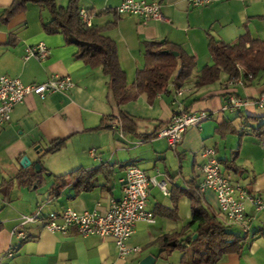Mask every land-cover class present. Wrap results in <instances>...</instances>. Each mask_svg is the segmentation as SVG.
Instances as JSON below:
<instances>
[{
	"label": "crops",
	"instance_id": "crops-1",
	"mask_svg": "<svg viewBox=\"0 0 264 264\" xmlns=\"http://www.w3.org/2000/svg\"><path fill=\"white\" fill-rule=\"evenodd\" d=\"M122 1L81 0L80 5L96 13L95 24L117 20L105 33L117 42L129 83L135 81L137 70L145 64L143 43L147 40L177 44L196 61L192 75L182 86V95L177 94L172 77L152 101L141 94L120 106L135 118L136 134L121 130L118 108L106 98L107 77L102 68L78 58V46L68 43L64 34L44 30L47 9L31 5L8 23H0V76L18 77L32 84L59 73L70 75L75 82L68 92L45 98L28 95L15 105L10 122L0 128V264H139L148 254L156 256L155 264H180V250L161 252L157 242L182 233L191 221L192 204L186 190L198 186L201 180V150L205 146L214 147L219 159L224 160L231 157L241 140L235 165L228 168L222 163L223 172L251 194L264 197V142L250 132L264 122V106L250 101L239 109L223 110L231 95L249 100L260 97L264 93V73L253 81L230 83L222 72L218 81L196 85L201 69L213 63L209 36L227 43L238 41L245 33L264 39V18L259 17L264 15V0H217L198 8L186 0H159L164 20L146 22L137 15L116 14L115 8ZM12 2L0 0V12ZM56 2L65 6L69 0ZM39 42L50 48L46 59L25 58L26 47ZM179 104L188 111H209L212 117L201 127H189L173 149L157 133L171 120ZM110 115L116 117L108 118ZM250 116L262 119L256 121ZM61 139L65 142L58 151L44 153L52 142ZM24 156L29 164H22ZM37 164L42 165L40 171ZM132 164L148 176H167L169 189V194H164L157 186L149 188L147 207L153 211L155 222L139 221L128 240L130 246L140 248L138 252L121 258L112 237L82 236L75 227L67 234L52 233L46 229L44 218L20 226L23 216L34 214L39 207L45 213L63 207L107 213L112 200L122 197L121 179ZM77 169L85 172L82 178L95 184L92 189L78 192L76 178L59 195L51 194L56 175ZM201 197L231 231L246 236L240 251L228 253L216 264H264V236H253L257 230L264 231V209L256 211L247 204L250 230L244 232L225 221L214 191L207 190ZM20 230L27 233L26 239L17 234ZM178 238L182 240L185 235ZM9 248L14 253L11 257L6 255Z\"/></svg>",
	"mask_w": 264,
	"mask_h": 264
},
{
	"label": "trees",
	"instance_id": "trees-1",
	"mask_svg": "<svg viewBox=\"0 0 264 264\" xmlns=\"http://www.w3.org/2000/svg\"><path fill=\"white\" fill-rule=\"evenodd\" d=\"M81 0H69L68 4L58 5L56 0H13L12 4L0 12V23H8L16 14L25 11L31 5L47 9L49 18L43 21V28L48 34L62 33L68 43L78 46L77 57L92 67L102 68L107 77L108 102L118 108L116 115L119 126L124 133L136 134V120L120 106L136 100L141 94H146L152 101L163 92L170 79L173 78L175 86L180 89L192 75L196 66L194 55L172 42L147 40L144 41L145 64L139 68L133 83H129L126 71L119 59L117 42L105 33L107 28L117 24V20L105 25L93 24L87 27L79 16ZM117 14V13H116ZM264 18V15L259 16ZM209 51L213 58L212 64L205 65L197 77L196 85L205 86L220 79L221 73L228 75V80L238 78L253 81L264 73V39L252 37L249 33L243 34L238 41L227 43L223 40L209 36ZM177 51L178 55L174 52ZM252 75L250 78L249 75ZM110 115L108 118H114ZM251 117V116H250ZM260 121L262 117L252 116ZM104 118L103 122H105ZM103 123L97 128L102 127ZM250 132L264 142V122L251 128ZM156 133V132H155ZM155 133L152 135L154 136ZM150 135V136H152ZM243 134H241V137ZM65 140H56L46 149L45 154L58 151ZM241 147V140L233 150L230 158L220 160L231 168L236 163ZM42 166V165H41ZM42 171L44 168L42 167ZM84 171L77 169L65 174L56 175L51 194L59 195L62 188L69 181L77 178L80 189H92L94 183L86 180L82 175ZM91 173V172H89ZM92 176V174H91ZM187 189L192 204V218L180 234L162 237L157 243L162 247L161 252L179 249L181 251L180 264H216L228 253L238 252L245 245L246 236H239L229 229L216 214L211 212L204 204L197 189ZM195 229L191 234L187 230ZM196 234V236H194ZM180 240L179 236H184ZM264 236V231L257 230L253 236ZM175 242V246H169Z\"/></svg>",
	"mask_w": 264,
	"mask_h": 264
},
{
	"label": "built area",
	"instance_id": "built-area-1",
	"mask_svg": "<svg viewBox=\"0 0 264 264\" xmlns=\"http://www.w3.org/2000/svg\"><path fill=\"white\" fill-rule=\"evenodd\" d=\"M186 1L190 6L198 8L211 5L217 0ZM115 11L118 15L140 16L145 22L164 20L162 3L159 0H123L115 8ZM79 16L87 27H92L96 13L81 7ZM49 53V46L39 42L26 47L25 58L34 57L38 60H45ZM249 77L251 78L252 75L250 74ZM238 82L243 83V78H238L230 83ZM74 85V80L68 74L54 73L46 81L32 84H25L18 77L0 76V128L10 122L15 105L23 102L28 95L36 94L45 98L56 92H68ZM176 92L178 95H182L183 89H177ZM250 101L263 107L264 93L254 100L231 95L226 100L223 110H236ZM211 117L209 111H188L182 104H179L171 120L157 135L166 138L169 146L175 149L183 140L189 127H201L203 122ZM201 156L203 163L201 165V180L197 186L198 191L200 194L207 190L214 191L225 221L240 226L244 232H249L250 218L247 214V204H251L256 211H261L264 209V197L251 194L245 188L232 182L224 174L222 163L214 147H203ZM167 181V176L162 179L148 176L141 167L132 164L127 167L126 174L121 179L122 197L112 200L107 213L101 214L97 210L79 212L72 207H63L59 211L45 213L43 207H39L34 214L23 216L20 226L44 218L46 229L52 233L67 234L70 228L75 227L82 236H109L115 240L119 257L124 258L140 250L138 246L128 244L136 224L139 221L155 222L153 211L147 207L150 186H157L164 194H169ZM17 234L22 239L28 237L23 230L18 231ZM13 254L11 248L6 252L8 257Z\"/></svg>",
	"mask_w": 264,
	"mask_h": 264
},
{
	"label": "water",
	"instance_id": "water-1",
	"mask_svg": "<svg viewBox=\"0 0 264 264\" xmlns=\"http://www.w3.org/2000/svg\"><path fill=\"white\" fill-rule=\"evenodd\" d=\"M174 54H175V55H178V52L175 51ZM29 163H30L29 158H28L27 156H24L23 159H22V164H23V165H26V164H29ZM36 169H37V171H40V169H41V164H37V165H36ZM171 245L175 246L176 243L173 242ZM155 262H156V256L153 255V254H148L147 256H145V257L140 261L139 264H155Z\"/></svg>",
	"mask_w": 264,
	"mask_h": 264
},
{
	"label": "rangeland",
	"instance_id": "rangeland-1",
	"mask_svg": "<svg viewBox=\"0 0 264 264\" xmlns=\"http://www.w3.org/2000/svg\"><path fill=\"white\" fill-rule=\"evenodd\" d=\"M176 252H180V251H179V249H178V250H176ZM178 254H180V253H178Z\"/></svg>",
	"mask_w": 264,
	"mask_h": 264
}]
</instances>
